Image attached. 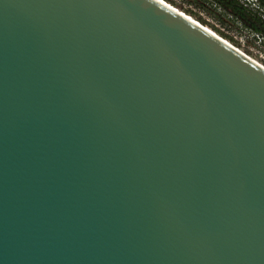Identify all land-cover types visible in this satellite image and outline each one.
I'll use <instances>...</instances> for the list:
<instances>
[{"label":"water","instance_id":"1","mask_svg":"<svg viewBox=\"0 0 264 264\" xmlns=\"http://www.w3.org/2000/svg\"><path fill=\"white\" fill-rule=\"evenodd\" d=\"M0 264H264V67L163 0H0Z\"/></svg>","mask_w":264,"mask_h":264},{"label":"rangeland","instance_id":"2","mask_svg":"<svg viewBox=\"0 0 264 264\" xmlns=\"http://www.w3.org/2000/svg\"><path fill=\"white\" fill-rule=\"evenodd\" d=\"M172 1L183 9L189 10L195 18L203 20L207 28L214 31L216 34L221 33L226 38L218 34L220 37L227 40L233 46L264 66V39H262L261 36L257 37V35L244 28L238 21L223 14L220 9L205 10L194 6L193 4H188L186 0ZM247 3H250V7H254L251 0H249V2L247 1ZM220 14H222V16ZM194 17L192 18L194 19ZM219 17L222 18L224 23H221L220 20H218Z\"/></svg>","mask_w":264,"mask_h":264},{"label":"trees","instance_id":"3","mask_svg":"<svg viewBox=\"0 0 264 264\" xmlns=\"http://www.w3.org/2000/svg\"><path fill=\"white\" fill-rule=\"evenodd\" d=\"M174 7H178L182 12L192 17L193 14L183 9L181 6L175 4L172 0H164ZM249 2V0H247ZM247 1L241 0H186L188 4H193L196 7H200L205 10H216L220 11L228 17L238 21L244 28L251 31L257 37L261 36L264 39V0H251L254 7H250ZM177 8V9H178ZM222 16V14H220ZM196 21L205 26V22L200 18H195ZM221 23H224L221 17L218 18ZM219 34V33H218ZM220 36L226 38L221 33Z\"/></svg>","mask_w":264,"mask_h":264},{"label":"bare ground","instance_id":"4","mask_svg":"<svg viewBox=\"0 0 264 264\" xmlns=\"http://www.w3.org/2000/svg\"><path fill=\"white\" fill-rule=\"evenodd\" d=\"M164 1V0H163ZM167 3V2H166ZM191 17V16H190ZM192 18V17H191ZM193 19V18H192ZM204 26V25H203ZM206 27V26H205ZM207 28V27H206ZM209 29V28H208ZM210 30V29H209ZM212 31V30H211ZM214 32V31H213ZM215 33V32H214ZM216 34V33H215ZM218 35V34H217ZM227 41V40H226ZM228 42V41H227ZM229 43V42H228ZM231 44V43H230ZM232 45V44H231ZM235 47V46H234ZM238 49V48H237ZM241 51V50H240ZM250 57V56H249ZM251 58V57H250ZM254 60V59H253ZM260 64V63H259ZM261 65V64H260ZM263 66V65H262ZM264 67V66H263Z\"/></svg>","mask_w":264,"mask_h":264}]
</instances>
